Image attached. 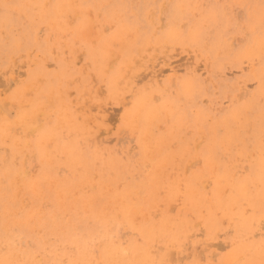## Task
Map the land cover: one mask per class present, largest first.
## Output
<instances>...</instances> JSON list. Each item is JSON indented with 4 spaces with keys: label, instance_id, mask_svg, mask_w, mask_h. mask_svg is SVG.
<instances>
[{
    "label": "rangeland",
    "instance_id": "obj_1",
    "mask_svg": "<svg viewBox=\"0 0 264 264\" xmlns=\"http://www.w3.org/2000/svg\"><path fill=\"white\" fill-rule=\"evenodd\" d=\"M69 1H73V8L79 9L83 18L77 16L69 20L68 18L50 19L49 17L53 14V5L57 0H41L38 12L30 7H20L18 13L12 11L10 14L7 10L11 8V0H0V45H2L0 46V103L10 109V117L13 118L17 112L16 94L20 90H23L24 98L29 101L35 98V88L38 90L43 86L47 89L54 82L53 86L59 85L58 93L56 94L55 91L52 98L55 103L61 98L60 102L63 101L65 104L61 108L62 112L73 119V127L81 130V134L70 135L68 140L75 138L73 142L76 143L77 153L80 155L90 158L98 156L116 163L120 170L119 177H121L119 179L115 176L116 174L109 171L106 176L92 173L94 183L92 188H94L85 189L81 197L75 195L73 200L80 201V198L94 196L99 191L102 195L111 193L122 195L127 190L129 194H132L135 191L139 192L140 188L150 187L156 181L159 195V203H156V206L149 207L146 199L144 200L146 192L142 195L139 193L138 202L135 201L136 195H132L131 201L144 208L146 217L158 219L160 211L164 208L162 204L168 199V203L171 201L169 209H173V212L168 210V213H171L169 216L174 218L183 207V194L189 190L188 182L195 185L198 181L194 192L189 190L191 195L194 194L195 199L211 198L213 178L211 174L205 172L213 167H219L220 162L224 164L223 168L231 172L227 173L235 178L251 177L250 169L258 163L261 155L258 149L254 147L246 149L243 143L254 134L255 118L257 120L260 116L259 105L264 97L262 93L264 89L261 90L264 78V53L258 54L254 51L258 42L262 45L264 43V0ZM7 14H9V21L5 23L3 16ZM156 27L159 28L156 29ZM196 30L200 31L198 42L190 41L191 38L187 39V35ZM98 33L100 38L96 37ZM116 33L118 34L116 44L110 43L109 50L107 49L104 55L96 53L95 61H91L90 53L99 45L100 40L107 41ZM136 33L138 34L135 35ZM168 34H176L178 40L172 37L167 38ZM133 36L137 42H132ZM123 41L129 43L128 52L122 49ZM157 41L161 43L158 44ZM135 44L138 49H135ZM222 47L225 49L222 50ZM126 60L129 63L132 62L133 66L131 84L125 85L126 81H123L115 87H110L107 84V78L115 73L121 67L120 64ZM48 64H51L50 67ZM13 69L16 71L14 72ZM19 71H24L22 73H25V76H21ZM142 74L144 77L141 76ZM35 75L34 85L30 86V80ZM53 76L55 78H52ZM138 79H141L139 83L136 81ZM192 81L191 97L188 96L187 100H183L180 88L183 83ZM2 83L5 87L1 88ZM141 92L150 99V105L159 106L158 108L170 99L176 100V116L168 118V115L161 111L160 113H163L160 114L161 121H156L151 129L146 130L145 137L151 140L152 148L145 147L146 144L140 136V126L137 130V126L126 119L127 112L138 104L135 102V96ZM47 93L44 94L45 101ZM199 93H203V96L200 97ZM110 95L113 97L112 100ZM125 95L128 97L125 98ZM154 97L156 99H153ZM47 107H49L47 108L49 114L51 110L56 114L57 105L47 104ZM197 113L198 116H196ZM48 118H39L27 125L28 128L30 127L28 130L34 128L32 133L20 127L13 128L17 130V132L13 131L15 138L19 137L16 141L26 142V148L25 146L23 148L26 155L20 159L25 158L29 179L36 177L39 171H42L37 163L39 152L35 150L34 142L41 131L38 126H48L47 123L49 124L48 121L51 119ZM39 122L41 125H38ZM93 123L95 124L92 125ZM226 123L229 124L228 129L225 127ZM127 124H130L129 127L126 126ZM35 125L36 127H32ZM168 132L173 133L172 137H169ZM210 132L219 134V142H211ZM166 135L170 142L167 141ZM82 137H84L83 140ZM229 137L233 142L232 147L222 148L216 156L213 155L211 150L215 151V145L219 146L222 144L220 141H226ZM87 138L92 140L87 141ZM9 141L4 139V143L0 145V154L6 152L12 144L21 146L20 143ZM69 148L70 151H74L73 148ZM51 154L55 153L50 152L47 159L57 158ZM209 157L213 160V164L215 163L214 166ZM63 167L56 169V171L59 170L57 175H61L60 178L67 177ZM222 173L221 171L220 174ZM99 182L101 189L95 185ZM104 197L106 196H102V203H105V211L112 214V217L116 216L117 224L114 232L118 242L125 246V243L134 237V233L125 226L120 215H116L114 206L106 204L107 199ZM52 208V204L43 203V210ZM212 212L219 220V227L214 231V236L212 238L206 236L202 219L196 217L197 214H188L192 222L191 229L182 239V245L179 248L170 249L165 264L191 262L218 264L220 260L227 257L237 244L234 243L236 224L219 210L213 208ZM136 219L140 222L142 218L139 219L136 216ZM259 223L261 225L254 227L255 231L249 236L248 241L254 242L257 246H264V223L261 221ZM32 232L34 235H41V232L36 229ZM28 239L30 238H20L22 246H25ZM53 241L52 239L45 245L48 246ZM154 254V252L151 253L152 256ZM63 260L62 264H66Z\"/></svg>",
    "mask_w": 264,
    "mask_h": 264
},
{
    "label": "bare ground",
    "instance_id": "obj_2",
    "mask_svg": "<svg viewBox=\"0 0 264 264\" xmlns=\"http://www.w3.org/2000/svg\"><path fill=\"white\" fill-rule=\"evenodd\" d=\"M40 2L41 0H11V8L7 11L9 12V14L12 11H16L18 13L20 11V7H30V9H33L35 12H38L41 5ZM33 7H35L36 10ZM52 10L53 14L56 17L51 14V17H49L50 19L60 20L62 18H68L69 20L70 18H75L77 16L83 18V15L80 10L77 8H73V1L70 2L69 0H57V2H55V5H53ZM9 14L3 16V21L5 23L9 21ZM71 23L72 22L70 21V24ZM157 28L159 27H156V29ZM199 33V30L193 31L192 33L187 35V39L191 38L190 41L198 42L197 38L199 37ZM137 34L138 33H136L135 35ZM98 35L100 34L98 33L96 37L100 38V36ZM117 37L118 34L116 33L111 39L107 41H103V39H101L99 45L93 48V51L90 53L91 61H95V58L97 57V55H95L96 53L104 55L110 43L114 42L112 44H116L115 41L117 40ZM166 37H172L173 39L178 40L176 34H168ZM17 41L19 42V40ZM118 42L121 43L120 40H118ZM132 42H137V39L134 36L132 38ZM157 43L160 44L161 42L157 41ZM128 44V41L122 43V49H125V52H128ZM230 46L231 45L229 43V47ZM135 49H138L136 48V44ZM221 49L224 50L225 48L222 47ZM254 51L258 54H261L262 52L264 53V43L262 45V43L258 42ZM117 55L119 56L118 53ZM21 65L20 67H22ZM50 65L51 64H48L49 67ZM120 65L121 67H119L115 71V73H112L111 76L107 78V84L110 87H115L123 81H126L124 83L125 85H129L132 82V62L129 63V61L126 60ZM147 65L149 66V64ZM98 70L100 71V66H98ZM22 72L19 71V74L21 73V76H25V73L23 74ZM141 76L144 77V74H142ZM35 78L36 75L35 77L31 78L30 86L34 85ZM52 78L55 77L53 76ZM139 80L141 79H138L136 81L139 83ZM56 81H58V79H56ZM192 83L193 81L182 84L180 90L183 100H187L186 98L190 96V92L193 89ZM53 84H55V82ZM53 84H51L52 86L48 87L47 89L43 86L41 88H38V90L35 88V98L29 101L24 98L23 90H20L16 94L17 100L15 101V108L17 112L15 117L13 118L10 117V109L7 108L5 104L0 103V145L4 143V139H8V141L10 140L11 142L20 143L19 145H21L14 146L15 144H12L8 147V150L6 152L0 154V264H62L63 259L66 264H165L168 258L167 254L170 252V249L179 248L180 245H182V239L186 237V233H188L191 229L192 222L190 221V215L188 214H197L196 217L202 219L203 225L206 230V236L209 238H212L214 236V231L219 227V220L214 217V214L212 212L213 208L219 210L224 216H226L230 220L235 221L236 224L234 243L237 244L230 253L228 252L229 254L227 255V257L220 260L218 264H264V246H257L254 244V242L248 241L249 236L252 235V233L255 231L254 227H258L261 225L260 223L258 224V222L261 221V223H264V97L259 105L260 116H258L257 120L255 118L254 134L250 139L244 140V146L242 145L243 147H247L246 149H248V147H254L258 149L261 155L258 163H256L250 169L251 177H245L244 179L235 178L233 175L228 174L231 172H228L227 168H223L224 164L220 162L219 167H213V169H210L205 172L211 174L213 178V188L210 199H195L194 194L191 195L189 190L194 192V188L198 184V181L195 185L191 182H188L187 186L189 185V190L185 191L186 193L183 194V207L179 210L178 215H176L174 218L170 217L171 213H168V210H170L169 208L171 201L168 203V199H166L164 201V204H162L164 205V208L160 211L159 218L150 219L146 217L147 213H145L144 208L140 206V204L138 206L131 200L132 195H136L135 201L138 202L139 193H141L142 195L144 192H146L144 200L146 199V202L150 208L156 206V203H159V195L157 193L156 181H154L155 183H152L150 187L140 188L139 192L135 191L132 194H129L127 190L125 193H122V195H117L115 193L102 195V193L99 194V192H101L99 191L98 193L94 194V196L92 195L88 198H80V201H76L77 199H72L75 198V195H80L81 197L85 189L92 188L94 184L91 177L92 173H96L101 176H106V173L109 171L113 172V174H116V177H119L120 170H118L116 163L112 162L111 160L107 161L106 159L100 158L98 156H93L90 158L89 156L87 157L86 155H80V153H77L78 148H76V143L73 142L75 141L73 140L75 138L73 137L72 140H68V138L70 135L81 134V130L73 127V119L64 112H62L61 108H63L65 104L63 101L60 102L59 99L61 98L57 99L56 103L53 100L52 94H54L55 91L57 94L60 88L59 85H57L56 87V85L53 86ZM2 87H5L4 84L3 86L1 85V88ZM53 87L56 88L54 89ZM194 89L197 90V88ZM263 89L264 78L263 88L261 90ZM24 90L27 91L26 88H24ZM149 91L151 93L152 88ZM46 93L47 99L45 101L44 96L46 95L44 94ZM171 93L173 94V92ZM262 93L264 94V90L262 91ZM144 94V92H141V94L135 96V102L138 104L134 105L135 108L127 112L126 119L132 122L134 126H137V130L138 126H140V136H142L141 139L144 140L146 144L145 147L152 148L153 145L151 143V140H147V138L145 137L147 132L146 130H148L149 128L151 129L152 126L156 124L155 122L160 120V114H163L160 113L161 111L166 113L168 115V118L175 115V113H177V111L175 110L176 100L172 101L170 99V101H167L165 105L158 108L159 106L156 107L153 106V104L150 105V99L147 98ZM202 94H200V97L203 96ZM127 95H125V98ZM109 97L110 99H113L112 95H110ZM153 99L156 98L154 97ZM47 104L58 106L56 114L53 110H51L49 114V112L47 111V108H49L47 107ZM213 107L214 106H212V108ZM118 108H120V106ZM204 109L206 110V108ZM11 113L13 112L11 111ZM196 116H198V113ZM47 117H49L48 119L51 118L48 121L49 124L47 123L48 126H38V128L40 127L41 131L37 137V140L34 142L35 150L39 152V160L37 163L39 164V168L42 171H39L36 177L29 179V177L27 176V173H29L27 172L28 166L24 160L25 158L23 160L20 159L26 155L23 149L24 146L26 148V142L16 141L19 139V137L15 138L13 134V131L15 129L13 130V128L16 127V129H18L17 127H20L25 131L30 128H28L27 125L32 123V121L35 122L39 118L46 119ZM173 118L175 119L176 117ZM106 122H108L107 119ZM94 124L95 123H93L92 125ZM38 125H41L40 122ZM129 125L130 124H127L126 126L129 127ZM172 126L174 127L175 125ZM32 127H36V125ZM225 127L226 129H228L229 124L226 123ZM32 130L34 131V128L28 130V133L30 131L32 133ZM15 131L17 132V130ZM168 134L169 137H172L173 135L172 132H168ZM211 135V142H219V134H217L216 132H210V136ZM83 138L84 137H82L81 139L83 140ZM166 138L168 139V136ZM230 139L231 137H229L226 141H220L222 144H220L219 146L215 145L216 149L215 151L212 149L211 153L216 156L222 150V148L226 149L229 146L232 147L233 142H231ZM89 140H92V138L88 139L87 141ZM169 140L170 139H168L167 141ZM69 147L73 148L74 151H70ZM220 147L221 149H219ZM50 152H54L55 154L51 155H54L57 158L47 159V155L49 156ZM103 156L105 157V155ZM211 161L213 164V160ZM57 164H62L64 167L62 165L56 166ZM214 165L215 163L213 164V166ZM57 167H63L65 172L67 173V175L65 174L67 177L64 176L60 178L61 175H57V172L59 171H56ZM221 171L223 172L222 174H220ZM227 176L229 177L227 178ZM120 178L121 177H119V179ZM208 182H210V180ZM95 185L99 189L102 188L100 182L96 183ZM102 196H106L104 197L107 199L106 204L114 206V212L116 213V215L119 214L125 226L128 227L134 233V237L128 240V242L125 243V246H122L118 242L117 235L114 232V227L117 224V221L115 219L116 216L112 217V214H109L105 211L106 207L105 203H102ZM173 201L176 200L173 199ZM45 202L50 205L52 204L53 208L50 210H43V203ZM151 211H149V214L151 213ZM149 214L148 216L151 215ZM166 215L170 216L167 217ZM136 216H138L139 219L142 218L140 222H138ZM34 229L38 230V232L40 231L41 235H34L32 232ZM253 236L255 237V233ZM22 237H26V239L30 238L24 244L25 246H22V242L20 241V238ZM52 239L54 240L53 242H51L48 246L45 245L46 242H49ZM152 252L155 253L153 256L151 255ZM178 259L179 258H177V260ZM195 262L197 263V261ZM189 264L195 263L191 262Z\"/></svg>",
    "mask_w": 264,
    "mask_h": 264
}]
</instances>
